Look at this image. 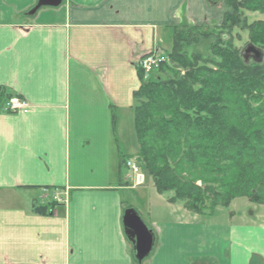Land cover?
I'll use <instances>...</instances> for the list:
<instances>
[{
  "label": "crops",
  "instance_id": "crops-1",
  "mask_svg": "<svg viewBox=\"0 0 264 264\" xmlns=\"http://www.w3.org/2000/svg\"><path fill=\"white\" fill-rule=\"evenodd\" d=\"M38 1L0 0V87L29 104L0 108V264H264V205L219 223L221 208L191 213L121 163L139 152L140 59L174 26L221 22L222 0H62L27 16ZM55 189L68 202L36 212ZM129 209L153 236L139 263Z\"/></svg>",
  "mask_w": 264,
  "mask_h": 264
},
{
  "label": "trees",
  "instance_id": "trees-1",
  "mask_svg": "<svg viewBox=\"0 0 264 264\" xmlns=\"http://www.w3.org/2000/svg\"><path fill=\"white\" fill-rule=\"evenodd\" d=\"M221 11L219 23L174 26L168 60L147 80L139 69L133 94L137 158L157 192L205 216L241 197L264 205V59L245 61L235 42L242 32L264 50V17L247 15L264 16V0H222ZM14 96L0 87V108Z\"/></svg>",
  "mask_w": 264,
  "mask_h": 264
},
{
  "label": "water",
  "instance_id": "water-1",
  "mask_svg": "<svg viewBox=\"0 0 264 264\" xmlns=\"http://www.w3.org/2000/svg\"><path fill=\"white\" fill-rule=\"evenodd\" d=\"M61 3L62 0H39L37 5L27 13V16L33 17L41 7H57ZM242 56L245 61H248L249 57H252L255 61L261 62L263 61L264 52L250 43L243 49ZM125 228L128 238L135 245L136 258L139 262H142L149 256L153 248L152 232L133 209L126 212Z\"/></svg>",
  "mask_w": 264,
  "mask_h": 264
},
{
  "label": "rangeland",
  "instance_id": "rangeland-1",
  "mask_svg": "<svg viewBox=\"0 0 264 264\" xmlns=\"http://www.w3.org/2000/svg\"><path fill=\"white\" fill-rule=\"evenodd\" d=\"M250 21H254V20H258V19H263V15L259 14V13H251V12H248L247 13ZM239 33V31H237ZM239 35H240V38H239ZM238 36H236V45L242 49H244L247 45V34L245 33H242L240 32ZM172 47V46H171ZM171 47L169 48H164L163 52L165 54H167L170 50H171ZM264 58V57H263ZM252 58L249 57L248 60H250ZM142 167L144 168L143 164H142ZM142 168V169H143ZM144 172H146V175H147V181L150 182V186L153 187V181L151 180V178H149V175L147 174V171L145 170L144 168ZM132 200H135V196L131 197ZM235 201V202H234ZM231 204V206L229 208H221L218 212V214L216 215V217H214V221H217L219 223H226V222H235V221H238L240 219L239 217V211L240 212H247L249 213V208H247L246 205H244V201H247V198L245 197H241L239 199H236L234 200ZM136 206L141 210V213H143L141 216L143 217V220H145V222L148 224H150V221L148 219V217L146 216V213L145 211H142L140 205L138 203H135ZM142 208L144 209V206H142ZM145 210V209H144ZM230 212H236L235 214V217H233L231 219V217L229 216L230 215Z\"/></svg>",
  "mask_w": 264,
  "mask_h": 264
},
{
  "label": "built area",
  "instance_id": "built-area-1",
  "mask_svg": "<svg viewBox=\"0 0 264 264\" xmlns=\"http://www.w3.org/2000/svg\"><path fill=\"white\" fill-rule=\"evenodd\" d=\"M162 59L163 58L158 57L157 55H151L141 62V65L144 69L146 76H148L149 73H151L158 67ZM25 107H27V103L22 100L13 99L9 103V108L11 110H17V109H21ZM129 166L131 167L133 172L136 174L137 183H142L144 181V176L143 174H141L140 168L137 166V164L129 162ZM55 199H57L58 201H64V199H62V197L58 193L55 195Z\"/></svg>",
  "mask_w": 264,
  "mask_h": 264
}]
</instances>
